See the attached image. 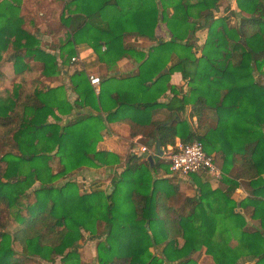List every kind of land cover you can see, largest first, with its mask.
Here are the masks:
<instances>
[{
    "label": "trees",
    "instance_id": "obj_1",
    "mask_svg": "<svg viewBox=\"0 0 264 264\" xmlns=\"http://www.w3.org/2000/svg\"><path fill=\"white\" fill-rule=\"evenodd\" d=\"M218 2L64 0L62 9L54 6L50 14L59 20L57 28L67 27L70 35L43 48L42 25L22 13L23 0H0V264H25L32 258L53 263L57 256L62 264H82L78 241L84 231L98 239L97 264H197L192 255L201 248L214 264H237L233 255L264 264V0H235L237 8L228 15L214 13ZM235 15L239 21L231 23ZM160 23L168 32L166 40L156 38ZM45 25L44 32H59ZM200 29H206V37L198 47ZM127 35L155 43L145 52L125 42ZM82 42L109 65L133 55L138 71L121 81L137 83L142 88L134 87L145 96L138 99L127 92L123 98L114 90L107 107L104 86L95 94L82 70L69 76V87L76 94L73 102L64 84L48 85L46 78L58 75L60 66L74 56L75 45ZM46 46L56 48L58 55ZM6 64L12 67V77L10 85L2 88L7 77L1 68ZM174 71L182 74L190 89L188 95H174L166 105L177 111V117L170 125L156 124L160 146H174L176 138L181 143L199 140L215 164L225 168L211 153V133L226 130V142L232 143L247 132L240 155L243 166L233 177L248 179L249 192L240 206L253 208L260 228L246 227L244 217L234 210L236 203L229 199L237 185L234 179H222L229 191L212 190L203 171L191 173L198 193L186 200V212L166 205L176 187L166 179H153L151 170L162 165L169 171V161L158 158L150 167L147 158L141 161L139 155L129 154L109 190L86 192L71 180L82 167L120 163L119 155L96 147L106 127L101 110L129 107L146 116L159 106L157 98ZM187 104L192 105L190 116L198 118L208 107L215 109L212 130L200 134L191 129L178 113ZM84 106L98 113L77 114L60 124L61 116ZM112 114L105 119L110 121ZM231 157L236 160L233 153ZM163 183L167 188L159 196ZM30 195L33 200L21 209L20 199ZM222 200L226 206L220 205Z\"/></svg>",
    "mask_w": 264,
    "mask_h": 264
},
{
    "label": "crops",
    "instance_id": "obj_2",
    "mask_svg": "<svg viewBox=\"0 0 264 264\" xmlns=\"http://www.w3.org/2000/svg\"><path fill=\"white\" fill-rule=\"evenodd\" d=\"M23 2L24 4L29 3L32 6H38L41 4L44 5V11L41 12H46L48 14V20L43 23L44 27H41V25L38 26L42 28L41 33L39 32V37L41 38L42 36H44V40L47 43L62 42L70 35V31L67 27L64 29L61 28V31L56 33H50V31L44 33L46 23L55 25V27L59 25V20H57V18H51V16L53 15H51L50 12L51 10L53 11L54 6L56 8L62 9L64 0L60 1V3H53L50 0H23ZM233 3H235V0H233ZM235 6L236 4H232L231 7L233 9H236ZM155 31L157 39L166 40L169 38L168 32L162 23L157 26ZM196 36L198 39L197 45L199 47L205 40L206 30L203 38L200 39L198 37V31L196 32ZM124 40L127 43L135 45L137 49L143 50L145 52H147L149 47L151 45H154L155 43L149 38L143 36L127 35L124 37ZM46 50H49L51 53H55L56 55H58V50L56 48L50 49L49 46H46ZM195 52L196 55L200 54L199 49ZM72 57H75L76 59L70 60L68 64L61 65V71L58 75H55L51 78H46L45 80L46 83L52 87L57 86L61 83L64 84L67 87L66 95L69 101L73 102L76 98V94L69 87V76L75 70L84 71L88 77L89 75H94L100 78V82L97 87H93L92 85L91 86L93 87L95 94L99 93L101 85L104 86L105 91L103 96L104 102L107 107L110 106L109 103L111 102L109 97L110 93L114 90H118L119 97L123 98L127 97V92L129 94H132L134 98L138 99L145 96L144 91L135 88V85L142 88L137 83L133 84L129 81H121V78H129L132 75H135L138 71V61H136L133 55L127 54L109 65L106 61L100 60L87 43L82 42L75 45V54ZM57 58L58 62L60 63V58ZM171 59L172 60H170L168 63L169 65L174 61L173 54L171 56ZM164 70L166 71L167 67ZM262 82H264V78ZM166 86L167 89L157 98L159 106L154 108L151 112L147 113L146 116H141V112H138L140 110L132 109L129 107L124 109L123 111L119 110L117 112H115L116 107L113 106L109 111H102L99 107L106 127L102 131V138L97 143L96 147L99 150L109 151L119 155L120 163L113 166H101L97 168L82 167L74 172L71 176L80 178L82 186L83 184L90 186V188H88V191L86 192L94 189L109 190L111 186V180L114 177H117V175L125 168L126 159L129 154L139 155L141 161L148 156H152V165L154 163V160L157 161V158L159 160H162L161 156L164 155L166 148L170 149L172 145L168 144L165 147L160 146L162 154L159 155L157 153L155 143L156 141H158V126L156 124L159 123L170 125L174 122L177 117V111L173 109V112H171L166 105L170 103L172 98L175 96L181 97L183 94L188 95L190 89L187 80L182 77V74L179 71H174L170 74ZM170 86L173 87V90H171ZM191 111L192 105L187 104L184 111L178 112L181 117L187 120L191 129L200 134H205L208 133L209 130H212L217 121V114L215 112V109L208 107L200 116V118L196 117V115L190 116ZM110 112L113 113L111 117L112 119L110 121H107L105 119V115ZM81 113L97 114L98 112L97 110L92 109L89 106L80 108L75 107L70 114L61 116L62 120L60 121V124L63 125L64 123L73 120L77 114ZM49 120L51 121L52 118L50 117ZM131 132H133V135L131 134ZM210 137L212 138V145L210 146L212 151L211 153L216 156L218 162L223 164L225 168H222L220 164H216L221 173L220 177H214L213 175L206 173L203 178L209 183V186L212 190L219 189L222 192H227L230 189L229 184L223 182L222 179L224 177L234 179L237 185L229 195V199L236 203V208H234V210L238 213H241V215L244 217L246 221V227L252 229L260 228L258 225V220L253 218L252 216L253 208L240 206V202L248 195L249 192L247 184L248 179L246 180V178L240 177L238 179L233 177V175H236L243 166V164H241V162H243V159L240 155L245 150L244 145L246 144V140L247 138H249V135L247 134V132H243L238 137V139H234L232 143L228 141L226 142L229 137V134H226V130L222 131L219 134L214 133L212 135L211 133ZM178 143H181V141L176 138L175 144ZM140 146H146L149 151L141 152L139 150ZM220 150H222L225 154ZM216 151L219 152V156L217 155ZM220 153L224 154L225 156H220ZM230 153L234 154L236 158L235 161L232 160V157L230 158ZM223 160L224 163L222 162ZM152 165H150V167H152ZM225 169L228 171H224ZM169 171H167L165 167L161 165L159 166L157 171L151 170V173L153 179H166L168 181V184L176 187L174 192L170 194L166 199V205L174 207L177 210H181L180 212H186L188 210V206H185L186 200L197 195V186L191 178V174L179 175ZM162 185H164V188ZM162 185L160 187L161 190L159 196H163V190L167 188L166 184L163 183ZM179 201L181 203L177 204ZM212 203H214L213 200ZM219 203L220 205L226 206L223 200ZM214 205H216V203H214ZM240 259L245 263L251 262L249 257H241ZM237 264H239V261L237 262Z\"/></svg>",
    "mask_w": 264,
    "mask_h": 264
},
{
    "label": "rangeland",
    "instance_id": "obj_3",
    "mask_svg": "<svg viewBox=\"0 0 264 264\" xmlns=\"http://www.w3.org/2000/svg\"><path fill=\"white\" fill-rule=\"evenodd\" d=\"M232 4L235 5V3H233V0H219L218 10L215 11L214 13L216 15H225V14L228 15L230 13L231 9H233L231 7ZM43 8H45L43 4L38 5V6H35V5L32 6L29 3H25L23 5V8H22V13L26 16V18H30V17L35 18V20L37 21V24L42 25V27H43V23H45L44 17H43L44 14H40V13H45V12H41V11H44ZM235 8H237V7L235 6ZM237 12H238V10H237ZM238 14H239V12H238ZM239 17H240L239 15L231 16L230 22L231 23H235V22L237 23L239 21ZM45 27H46V25H45ZM57 27L58 26L55 27V25H51V29L56 28V30L59 29V31H60L61 29L57 28ZM205 30L206 29L198 30V37L200 39L204 37ZM45 32H48V31H45ZM41 39L43 42L42 47L44 48L45 43H47V42L44 40V36H42ZM1 69L4 71V73L6 74V77H7L6 81L4 83H2V88H4V87H7L10 85V82H11L10 79L12 77V67L10 64H6ZM168 153H169V149L166 148L164 155L161 156V158H162L161 161L163 163L168 161ZM71 180H75L80 185V188L83 189V191H88V188H90V186L86 185V184H83V186H82L80 178H76L74 176H71ZM34 185L37 186L38 184L34 183ZM32 200H33V197L31 195L29 196V198H21L20 199V208L23 209L25 204L28 201H32ZM180 203L181 202L179 201L177 204H180ZM97 241H98V239L94 238L88 232H85V231L83 232L82 238L78 241V243H79L78 244V253H79V258H80V261L82 262V264H97L96 252H95V246H96ZM182 241L183 240L181 238H179L180 244L182 243ZM15 247H16V249H19V247L17 245H15ZM153 250L157 254H159V249L158 250L153 249ZM226 254L231 255V251L229 249H227ZM192 258L196 261L197 264H214L212 257L204 252V248H201L200 250L195 252L192 255ZM240 258H241V256L233 255V259H236L237 262L239 261V264H253L254 263V261L251 260V258H250V260H251L250 263H245ZM252 261H253V263H252ZM25 264H62V261H61L60 256H57L53 263H49L47 261H44V260H41L38 258H32V259H27Z\"/></svg>",
    "mask_w": 264,
    "mask_h": 264
},
{
    "label": "built area",
    "instance_id": "obj_4",
    "mask_svg": "<svg viewBox=\"0 0 264 264\" xmlns=\"http://www.w3.org/2000/svg\"><path fill=\"white\" fill-rule=\"evenodd\" d=\"M75 59V57H72L71 60ZM88 79L93 87H97L100 82V78L94 75H89ZM139 150L141 152L149 151L146 146H140ZM168 161L169 170L179 175H188L201 171L214 177H220L221 174L212 156L205 152L203 144L199 140L171 146L168 153Z\"/></svg>",
    "mask_w": 264,
    "mask_h": 264
},
{
    "label": "water",
    "instance_id": "obj_5",
    "mask_svg": "<svg viewBox=\"0 0 264 264\" xmlns=\"http://www.w3.org/2000/svg\"><path fill=\"white\" fill-rule=\"evenodd\" d=\"M155 145H156L157 153H158L159 155H161V154H162V151H161V148H160V144H159V142L156 141ZM147 159H148V161L150 162V165H152V161H153L152 156H148Z\"/></svg>",
    "mask_w": 264,
    "mask_h": 264
}]
</instances>
